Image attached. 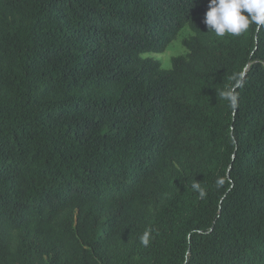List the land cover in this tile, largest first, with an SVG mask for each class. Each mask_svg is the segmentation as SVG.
Returning <instances> with one entry per match:
<instances>
[{
	"label": "trees",
	"instance_id": "16d2710c",
	"mask_svg": "<svg viewBox=\"0 0 264 264\" xmlns=\"http://www.w3.org/2000/svg\"><path fill=\"white\" fill-rule=\"evenodd\" d=\"M207 10L0 0V264H264V27Z\"/></svg>",
	"mask_w": 264,
	"mask_h": 264
},
{
	"label": "clouds",
	"instance_id": "9594fccd",
	"mask_svg": "<svg viewBox=\"0 0 264 264\" xmlns=\"http://www.w3.org/2000/svg\"><path fill=\"white\" fill-rule=\"evenodd\" d=\"M204 23L217 37H224L226 34L240 36L247 32L251 25L259 29L264 27V0H208ZM242 86L243 81L236 79L232 87L221 93L222 98L228 101L233 110L238 106V95L235 89ZM223 183L224 181L218 178L217 186H222ZM191 187L201 198L206 195L199 183H193ZM140 242L147 247L150 242V233L145 232Z\"/></svg>",
	"mask_w": 264,
	"mask_h": 264
},
{
	"label": "rangeland",
	"instance_id": "374dc122",
	"mask_svg": "<svg viewBox=\"0 0 264 264\" xmlns=\"http://www.w3.org/2000/svg\"><path fill=\"white\" fill-rule=\"evenodd\" d=\"M192 32L188 29V27L182 28L177 37L170 42V44L164 49L161 53H145L142 54L143 57H152L157 59L161 63L162 68H170L171 66V58L173 56L178 55H186L187 50L182 45V39L184 37H188Z\"/></svg>",
	"mask_w": 264,
	"mask_h": 264
}]
</instances>
